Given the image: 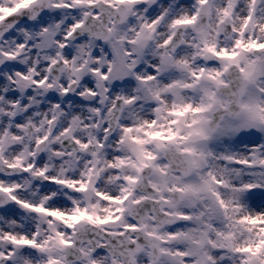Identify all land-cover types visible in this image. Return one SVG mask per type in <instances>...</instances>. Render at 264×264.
<instances>
[{
	"label": "snow or ice",
	"instance_id": "obj_1",
	"mask_svg": "<svg viewBox=\"0 0 264 264\" xmlns=\"http://www.w3.org/2000/svg\"><path fill=\"white\" fill-rule=\"evenodd\" d=\"M0 264H264V0H0Z\"/></svg>",
	"mask_w": 264,
	"mask_h": 264
}]
</instances>
